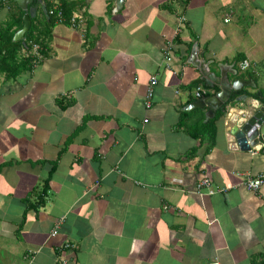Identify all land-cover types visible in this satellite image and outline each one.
<instances>
[{"label":"crops","instance_id":"1","mask_svg":"<svg viewBox=\"0 0 264 264\" xmlns=\"http://www.w3.org/2000/svg\"><path fill=\"white\" fill-rule=\"evenodd\" d=\"M84 2L33 67L0 74V264L264 259V143L252 154L231 134L243 104L264 103V0ZM17 6L0 0V26ZM195 46L216 76L255 84L212 117L194 106L197 87L220 89L197 84ZM203 177L226 190L196 193Z\"/></svg>","mask_w":264,"mask_h":264},{"label":"trees","instance_id":"2","mask_svg":"<svg viewBox=\"0 0 264 264\" xmlns=\"http://www.w3.org/2000/svg\"><path fill=\"white\" fill-rule=\"evenodd\" d=\"M7 1V0H6ZM15 6L17 3L11 0ZM46 8V15L39 7V2L34 0L32 5L37 7L36 13L31 18V27L25 33L24 39L14 40L15 33L23 26L24 11L17 6L18 14L14 15L6 24L0 26V74L5 73L6 76L13 78L22 71L30 69L38 61V58L33 55V45L43 48V43L49 38L50 32L57 22L69 24L75 12L81 10L86 3L84 0H43ZM56 6V9L54 7ZM53 10V13L49 12ZM60 13V16L58 14ZM26 52L23 55L22 51ZM41 52V50L39 51ZM197 84L206 87L203 82L198 81ZM238 93V92H237ZM236 94H233V96ZM253 98L260 97L258 94L247 93ZM204 96V91L202 97ZM215 118L208 121L205 126H209L214 122ZM206 130V129H205ZM212 134H208V136ZM213 140V139H212ZM46 194V190L44 189ZM43 194L38 195V200L33 206H40L44 204ZM254 264H264V259L254 261Z\"/></svg>","mask_w":264,"mask_h":264},{"label":"water","instance_id":"3","mask_svg":"<svg viewBox=\"0 0 264 264\" xmlns=\"http://www.w3.org/2000/svg\"><path fill=\"white\" fill-rule=\"evenodd\" d=\"M14 1L24 11L23 26L14 35V40H21L24 39L25 33L31 27V18L36 13L37 7L32 5L34 0ZM37 1L40 4L42 3V0ZM42 9L46 15L47 11L44 4H42ZM189 62L199 67L206 86L214 87L218 85L220 88L213 96L201 97L194 105L197 107L209 106L210 109L207 112V117L214 116L215 110L218 108L221 111H225L226 104L228 103L227 105H230L233 102V98H231L233 91L241 90L243 86L253 85L252 87H255V84L249 82L251 79L245 80L241 77L230 81L227 77V72L236 75L237 70L234 71L228 65L218 64L220 75L216 76L215 73L210 71V62L199 59L196 46L191 52ZM239 99L237 98L235 101ZM242 106L244 109L237 115L234 126L231 129V134L237 146L243 151H248L253 146L264 143V103L257 100L252 106L246 103Z\"/></svg>","mask_w":264,"mask_h":264},{"label":"built area","instance_id":"4","mask_svg":"<svg viewBox=\"0 0 264 264\" xmlns=\"http://www.w3.org/2000/svg\"><path fill=\"white\" fill-rule=\"evenodd\" d=\"M54 9H56V6L54 7ZM49 13L52 14L53 10L50 11ZM58 16H60V13L58 14ZM77 19H80V18L74 14L72 16L70 22L73 25H75V24H77ZM39 51H40V48L37 45H33L32 53L37 58L39 56ZM249 65L250 64L247 61H244L241 64V69H246V68L249 67ZM157 82H158L157 76L156 75H152L150 77V79H149V83H148L147 90H146V96H145V102H144V105H145L146 109H149L151 107V105H152L151 103H152V96H153V87L157 84ZM202 93H203V90L201 89V87H197L196 96L198 98H201L202 97ZM145 121H147V120L145 119L144 122ZM249 151L252 154H256L255 151L252 150V149H250ZM243 183L249 190L257 191L260 188V186L263 184V179L262 178H248ZM203 189H208L209 193H211V194L214 193L215 191H225L226 190L224 188L218 189V190H213L211 188V183H210L209 179H207L206 177H203V178L199 179V182L197 183V187H196V193L201 194V191ZM55 232L56 231H53V233H51V236H54ZM61 264H68L67 260L63 259L61 261ZM204 264H220V263L218 261H210V262H205Z\"/></svg>","mask_w":264,"mask_h":264}]
</instances>
